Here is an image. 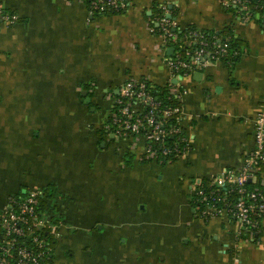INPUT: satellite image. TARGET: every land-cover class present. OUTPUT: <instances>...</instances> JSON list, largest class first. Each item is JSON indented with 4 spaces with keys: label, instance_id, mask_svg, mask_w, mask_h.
Instances as JSON below:
<instances>
[{
    "label": "crops",
    "instance_id": "1",
    "mask_svg": "<svg viewBox=\"0 0 264 264\" xmlns=\"http://www.w3.org/2000/svg\"><path fill=\"white\" fill-rule=\"evenodd\" d=\"M161 4L181 30L232 34L240 56L171 78L172 45L150 29ZM0 9L19 17L0 26V207L53 191L49 216L61 226L49 264H264V220L256 240L243 239L237 220L203 219L191 201L197 183L240 168L254 148L260 21H240L222 0H131L111 15L90 13L87 0H0ZM129 79L181 91L189 148L176 160L147 161L144 139L104 130Z\"/></svg>",
    "mask_w": 264,
    "mask_h": 264
},
{
    "label": "built area",
    "instance_id": "2",
    "mask_svg": "<svg viewBox=\"0 0 264 264\" xmlns=\"http://www.w3.org/2000/svg\"><path fill=\"white\" fill-rule=\"evenodd\" d=\"M92 14H103L108 9L120 10L131 0H87ZM242 22H249L261 13L264 26V0H222ZM161 14L150 19L151 31L162 35L168 45L174 41V52L167 57L171 78H182L203 69L228 55L229 37L190 30L181 36L171 19L167 4L159 5ZM17 14L0 9L2 23L14 24ZM234 54H238L235 52ZM170 91L180 100L181 91L169 81ZM178 85V82H177ZM156 85L145 79H129L113 98L111 120L107 129L119 138L134 137L145 140L144 158L162 161L174 154L182 155L189 148V137L183 127L182 105L164 106L153 93ZM175 120H172V117ZM254 141L238 169H227L212 177L207 191L195 185L191 201L196 204L195 214L210 219L226 214L240 225L239 236L246 232L257 237L264 220V110L255 118ZM172 138V139H170ZM260 174L261 178L258 179ZM252 183V186L249 184ZM236 194L235 198L231 195ZM43 190L11 195L0 209V264H49L54 253L50 238L57 240L61 221H54L42 209ZM248 238V239H249Z\"/></svg>",
    "mask_w": 264,
    "mask_h": 264
},
{
    "label": "trees",
    "instance_id": "3",
    "mask_svg": "<svg viewBox=\"0 0 264 264\" xmlns=\"http://www.w3.org/2000/svg\"><path fill=\"white\" fill-rule=\"evenodd\" d=\"M126 9H127V7L126 8H123V9H120V10H114V9H108V10H106L105 12H104V14H118V13H123V12H125L126 11ZM171 9V8H170ZM162 13V10L159 8V5H157L154 9H153V12H152V16H155L156 14H161ZM260 17H261V13H257V15H255V18L259 21L260 20ZM171 19L173 20V17H172V11H171ZM155 29H156V31H157V33H159V31H160V26H156L155 27ZM192 29H194V30H197L196 28H194V27H190V28H187V29H183V30H181V29H177L178 30V32H179V34L181 35V36H184V35H186L190 30H192ZM198 31H200V32H203V33H206V34H210V35H213V34H216V33H214V32H211V31H201V30H198ZM218 33V32H217ZM218 35H223L225 38L226 37H229V44H230V47H229V49H228V55L223 59V60H226V61H230V62H232L233 60H235V59H237V57L238 56H240V53H241V50L239 49V47L237 46L238 44L236 43V40H235V38L233 37V35L232 34H223V33H218ZM174 41H171L170 43H169V45H174ZM235 52H238V54L236 55V54H234ZM170 86L169 85H165V86H157L156 85V88L153 90V93L155 94V96L156 97H158V99H160V100H162L163 101V104H164V106H176V105H181V102H180V100H178L176 97H175V95L173 94V93H171V91H170V88H169ZM111 112H112V110L110 111V113H109V116H108V119H107V123L111 120ZM172 120L174 121L175 120V117L173 116L172 117ZM107 132V134H108V131H106ZM106 132H104L105 133V135H106ZM170 139H172V138H170ZM181 155V154H180ZM180 155H177V154H174L173 156H170V157H167V159L166 160H162V162H168V161H174V160H176ZM148 161V160H147ZM262 167V169L264 170V165H262L261 166ZM260 178H261V176H260V174L258 175V179L260 180ZM210 180V179H209ZM208 179L205 181H202V182H200V183H197L196 185H198L199 187H203V188H205L207 191H209V190H211V189H213L214 187H211V186H209V184H210V181H209ZM249 186H252V183L251 184H249ZM21 193H23V192H21ZM51 193H53V191L50 189V188H46V189H44L43 190V195H42V203H41V205H42V209H44L45 207H47V206H49L48 205V198H50L53 194H51ZM231 197L232 198H235L236 197V194H232L231 195ZM193 206H194V208L196 209V204L194 203L193 204ZM52 218V220H54V221H60V218L57 216V217H55V215L54 216H52L51 217ZM240 237L241 238H243V239H247V238H249V235L246 233V232H243L241 235H240ZM251 238V237H250ZM249 238V239H250ZM251 240H256V237H253ZM50 245L53 247V250L55 249V247H56V244H57V240H55V239H53V238H50ZM52 259H53V254H52V257L50 258V261H49V263H51L52 262Z\"/></svg>",
    "mask_w": 264,
    "mask_h": 264
},
{
    "label": "rangeland",
    "instance_id": "4",
    "mask_svg": "<svg viewBox=\"0 0 264 264\" xmlns=\"http://www.w3.org/2000/svg\"><path fill=\"white\" fill-rule=\"evenodd\" d=\"M26 188H24L23 190H25ZM25 192H27V191H23V193H25ZM51 194H53V193H51ZM50 204H51V202H50ZM49 205V204H48ZM44 212H45V214L46 215H49L50 214V211H49V209H48V206L47 207H45L44 209Z\"/></svg>",
    "mask_w": 264,
    "mask_h": 264
},
{
    "label": "flooded vegetation",
    "instance_id": "5",
    "mask_svg": "<svg viewBox=\"0 0 264 264\" xmlns=\"http://www.w3.org/2000/svg\"><path fill=\"white\" fill-rule=\"evenodd\" d=\"M106 125H107V122H106ZM106 125H105V131L107 130L108 132H110L108 129H107V127H106ZM111 133V132H110ZM3 207V206H2ZM2 207H0V209L2 208ZM56 248H57V244H56ZM55 251H56V249H54V254H53V259H52V261L54 260V257H55Z\"/></svg>",
    "mask_w": 264,
    "mask_h": 264
},
{
    "label": "water",
    "instance_id": "6",
    "mask_svg": "<svg viewBox=\"0 0 264 264\" xmlns=\"http://www.w3.org/2000/svg\"><path fill=\"white\" fill-rule=\"evenodd\" d=\"M170 17H171V15H170ZM170 53H173V51H174V47H171L170 49ZM176 82V81H175ZM83 95H85L86 96V94L85 93H83ZM89 99V97L87 98V100ZM114 136V135H113Z\"/></svg>",
    "mask_w": 264,
    "mask_h": 264
}]
</instances>
